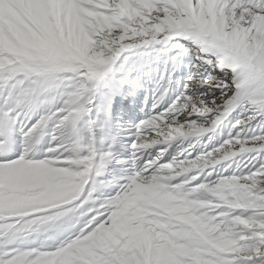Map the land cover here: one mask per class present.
Here are the masks:
<instances>
[{
	"label": "snow or ice",
	"instance_id": "snow-or-ice-1",
	"mask_svg": "<svg viewBox=\"0 0 264 264\" xmlns=\"http://www.w3.org/2000/svg\"><path fill=\"white\" fill-rule=\"evenodd\" d=\"M0 264H264V0H0Z\"/></svg>",
	"mask_w": 264,
	"mask_h": 264
}]
</instances>
